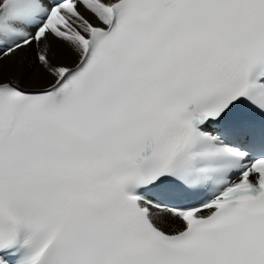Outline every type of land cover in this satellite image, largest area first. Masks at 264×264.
<instances>
[{"label": "snow or ice", "instance_id": "1", "mask_svg": "<svg viewBox=\"0 0 264 264\" xmlns=\"http://www.w3.org/2000/svg\"><path fill=\"white\" fill-rule=\"evenodd\" d=\"M0 264H264V0H0Z\"/></svg>", "mask_w": 264, "mask_h": 264}]
</instances>
